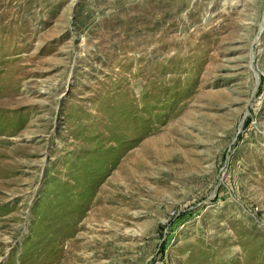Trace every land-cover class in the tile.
I'll return each instance as SVG.
<instances>
[{"label": "rangeland", "instance_id": "obj_1", "mask_svg": "<svg viewBox=\"0 0 264 264\" xmlns=\"http://www.w3.org/2000/svg\"><path fill=\"white\" fill-rule=\"evenodd\" d=\"M0 264H264V0H0Z\"/></svg>", "mask_w": 264, "mask_h": 264}]
</instances>
